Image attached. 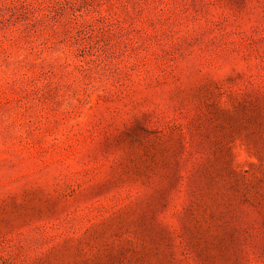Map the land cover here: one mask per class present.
I'll return each mask as SVG.
<instances>
[{
  "label": "rangeland",
  "instance_id": "obj_1",
  "mask_svg": "<svg viewBox=\"0 0 264 264\" xmlns=\"http://www.w3.org/2000/svg\"><path fill=\"white\" fill-rule=\"evenodd\" d=\"M0 264H264V0H0Z\"/></svg>",
  "mask_w": 264,
  "mask_h": 264
}]
</instances>
